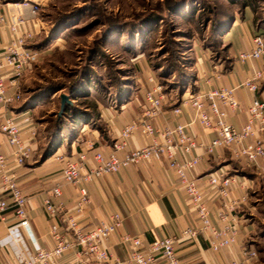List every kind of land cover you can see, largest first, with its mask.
Here are the masks:
<instances>
[{"label": "rangeland", "instance_id": "1", "mask_svg": "<svg viewBox=\"0 0 264 264\" xmlns=\"http://www.w3.org/2000/svg\"><path fill=\"white\" fill-rule=\"evenodd\" d=\"M6 4H24L23 12L33 11L40 28L27 43L36 56L20 79L21 107L33 111L32 127L41 138L27 161L42 158L48 149L66 153L87 135L107 137L109 127L99 107L116 109L126 100H143L150 86V90L159 86L168 100L181 99L196 88L197 62L207 63L214 73H226L238 53L249 48L254 34L264 37V0H7ZM261 60L264 71V56ZM259 88L264 90V78ZM62 94L69 103L60 112ZM263 181L260 178L261 191L251 200L253 211L240 209L247 201L237 207L239 220L241 216L254 226L244 247L256 252L250 264H264Z\"/></svg>", "mask_w": 264, "mask_h": 264}, {"label": "crops", "instance_id": "2", "mask_svg": "<svg viewBox=\"0 0 264 264\" xmlns=\"http://www.w3.org/2000/svg\"><path fill=\"white\" fill-rule=\"evenodd\" d=\"M6 1L0 0V13L4 15V20L0 23V55L4 52L7 43L15 37L14 31L10 28V22L11 16L16 12V7H8ZM25 25L33 33V37L40 31L37 18L28 19ZM259 63L253 61L244 65L235 61L226 73H214L209 71L207 63H203L201 60L196 63L198 82L191 93H206L217 86L233 87L249 75L250 66L257 68L260 67ZM261 63L263 64V62ZM4 84L6 87L9 86L7 79L4 80ZM150 88L151 86L147 90ZM12 92L13 89L8 88V93ZM144 95L145 93L142 94L143 100L138 98L126 100L121 102L116 109L113 106L99 107L102 120L109 127L107 137L87 135L81 141L72 143L66 153L60 148L50 153L47 158L31 157L30 160L16 168L20 188L26 196L29 225L27 227L16 225L15 216L11 210L0 215L2 218L0 220V264H18L20 261L30 258L37 247L55 245L56 241L50 233V226L58 224L64 227V217L74 216L84 230H89L99 222L105 221L114 211H119L123 215V225L109 237L105 246L122 260L127 256L126 247L118 239L122 233L140 236L144 243L153 241L155 238L180 237L175 248L181 264H223L227 260L237 259L241 256L254 227L241 216L235 242L230 246L224 245L217 250L211 249L208 236L212 237V235L208 231L198 233L195 237H181L185 229L196 224V210L186 202V194L178 184L177 174L169 169L165 156L161 154H153L149 159L121 167L116 173L105 174L85 183L69 184L64 182L61 173L65 160L74 159L77 153H83L87 160L86 168L82 172L96 164L94 158L96 153H99L102 158L108 159L112 144L118 138L121 128L143 113L146 103ZM235 95L240 104L237 110H232L221 104L219 106L225 110L226 122L236 128H241L248 122L246 107L250 100L253 96L264 98V90L259 88L253 94L246 89L237 88ZM181 99L168 100L162 105L158 114L148 120L158 128L187 124L190 138L196 144V147L188 155L200 156L199 162L189 170V174L195 178L197 187L207 191L208 177H218L220 170L227 171L236 178V183L230 188L229 196L236 198L246 195L247 203L240 209L246 212L253 211L254 205L251 200L257 196L258 191H261L262 186H260L259 180L264 178V174L255 166L246 168L242 160L232 157L228 150L219 149L212 153L206 152L204 146L215 138V133L197 123L194 120L195 109L189 103L181 104ZM23 100L22 97V100L17 102H0V123H3L6 116H14L22 127L23 141L29 144L33 151L37 149L41 138L38 130L35 129L36 135L32 139L31 130L36 128L32 127L34 122L31 112L33 111L21 107ZM177 105H180L181 113L174 114L173 108ZM206 110H209L208 107ZM127 141L128 146L116 152V157L120 160L129 150L143 147L151 140L136 131ZM0 142L2 152H8L11 147L6 141L5 134L1 131ZM178 157L180 160L183 159L180 154ZM258 163L263 165L264 160L259 158ZM56 184H59L61 193L55 197L52 189ZM80 186L85 187L90 202L82 210H77L74 203L78 199ZM44 201H48L50 205L58 208L55 216H49L46 212L43 206ZM219 202L218 197H210L207 200L211 211L210 220L218 229L222 225L216 220ZM7 228L9 234H7ZM72 259L73 253L66 252L61 255L58 262L67 264ZM154 264H162V261L157 260Z\"/></svg>", "mask_w": 264, "mask_h": 264}, {"label": "built area", "instance_id": "3", "mask_svg": "<svg viewBox=\"0 0 264 264\" xmlns=\"http://www.w3.org/2000/svg\"><path fill=\"white\" fill-rule=\"evenodd\" d=\"M25 4V3H24ZM24 4L16 7V12L11 16L10 28L15 33L14 39L5 46L0 55V102L9 103L22 100L20 79L35 58L36 51L27 46L33 39V33L26 28V22L33 17V11L28 15L23 12ZM4 15L0 13V23ZM249 48L237 55L240 64L259 61L264 56V37L259 34L252 36ZM264 78L262 67L250 66L249 75L239 84L233 87L217 86L212 90L201 94H187L180 103H189L195 109V121L204 128L215 133V138L205 145V151L212 153L216 150H228L232 157L239 158L247 166H255L264 174V164L259 165V158L264 160V98L253 96L246 107L247 123L241 128H236L225 120V110L219 106H227L232 110L240 107L235 95L237 88L246 89L255 94L258 91L261 80ZM8 80V87L4 80ZM152 80V79H151ZM150 80V81H151ZM8 88L13 89L8 93ZM145 109L140 117L131 120L124 125L112 144V150L108 159L102 158L99 153L94 155L96 164L86 168V158L83 153H77L74 159H66L61 175L69 184L88 182L105 174L116 173L121 167L137 164L149 159L153 154L165 156L169 169L178 176V184L184 189L186 202L196 210V224L185 229L181 237H195L198 233L208 231L209 247L213 250L224 245H232L235 242L239 228V216L237 207L245 203L246 195L231 197L230 188L236 183V178L226 171L220 170L218 177L209 176L207 179L208 190H201L195 183V178L190 175L192 169L200 160V156L188 155L196 144L190 138L187 124H177L169 127L158 128L148 120L156 116L162 105L168 102L166 95L155 85L147 90L144 95ZM208 107V111L206 108ZM174 114L181 113L180 105L174 106ZM0 131L5 134L6 141L11 147L6 153L2 152L0 142V215L7 210L14 213L16 225L27 227L29 225L26 196L22 192L16 174V168L23 165L32 153V148L22 138V127L14 116H6L0 123ZM139 131L151 141L149 144L129 150L121 158L116 157V152L128 146V138ZM36 130H31L32 139ZM183 157L179 159L178 155ZM79 196L74 207L82 210L88 205L90 198L84 186H80ZM210 193H209V192ZM54 196L60 195V186L52 189ZM209 193V194H208ZM218 197L219 208L216 212V220L221 222V228H216L212 223L208 198ZM43 206L49 216H55L58 208L50 205L48 201ZM0 220L2 218L0 217ZM123 215L114 211L105 221L99 222L89 230H84L74 216L64 217V227L51 225L50 233L55 245L50 247L39 246L31 254L30 258L20 261L18 264H59L61 255L66 252L73 253V259L67 264H154L161 260L162 264H181L176 254L175 244L180 237L155 238L144 243L140 236H131L122 233L119 242L126 247V257L120 259L112 254L105 246L106 241L118 228L123 225ZM7 234H9L7 228ZM6 234V235H7ZM256 256L255 250H243L237 259L227 260L223 264H250Z\"/></svg>", "mask_w": 264, "mask_h": 264}, {"label": "water", "instance_id": "4", "mask_svg": "<svg viewBox=\"0 0 264 264\" xmlns=\"http://www.w3.org/2000/svg\"><path fill=\"white\" fill-rule=\"evenodd\" d=\"M68 103H69V99H68L67 95L62 94L61 99H60V107H59L60 112L63 111L62 109H63L64 105L68 104Z\"/></svg>", "mask_w": 264, "mask_h": 264}, {"label": "trees", "instance_id": "5", "mask_svg": "<svg viewBox=\"0 0 264 264\" xmlns=\"http://www.w3.org/2000/svg\"><path fill=\"white\" fill-rule=\"evenodd\" d=\"M97 115H98V114H97ZM50 153H51V150L48 149V150L46 151L45 155L43 156V158H47V157L50 155Z\"/></svg>", "mask_w": 264, "mask_h": 264}]
</instances>
